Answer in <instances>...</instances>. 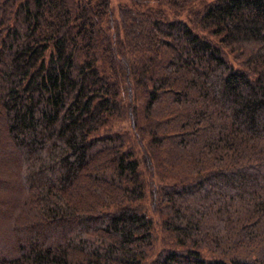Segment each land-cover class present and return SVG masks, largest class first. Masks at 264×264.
<instances>
[{"label": "trees", "instance_id": "16d2710c", "mask_svg": "<svg viewBox=\"0 0 264 264\" xmlns=\"http://www.w3.org/2000/svg\"><path fill=\"white\" fill-rule=\"evenodd\" d=\"M0 264H264V0H0Z\"/></svg>", "mask_w": 264, "mask_h": 264}, {"label": "rangeland", "instance_id": "374dc122", "mask_svg": "<svg viewBox=\"0 0 264 264\" xmlns=\"http://www.w3.org/2000/svg\"><path fill=\"white\" fill-rule=\"evenodd\" d=\"M126 0H110V4L112 7L113 12L115 13V15H118V9L119 7L125 2ZM185 13H183L181 16L179 17H184ZM127 125V123H126ZM166 242L165 237L163 235V233L160 230H156V241H155V245L157 249H160L162 245H164Z\"/></svg>", "mask_w": 264, "mask_h": 264}]
</instances>
